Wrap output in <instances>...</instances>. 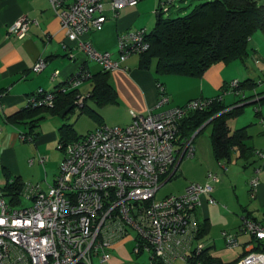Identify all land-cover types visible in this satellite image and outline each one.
Wrapping results in <instances>:
<instances>
[{
	"label": "built area",
	"instance_id": "2783aa9c",
	"mask_svg": "<svg viewBox=\"0 0 264 264\" xmlns=\"http://www.w3.org/2000/svg\"><path fill=\"white\" fill-rule=\"evenodd\" d=\"M175 0H160L159 11H167ZM66 38L105 71L112 72L133 54L148 51L145 28L127 30L118 35V55L98 52L84 36L100 30L119 9L133 6L137 0H73L63 7L50 0ZM35 20L25 16L7 27L9 33L24 37ZM71 55V54H70ZM72 56V55H71ZM44 60L37 61L40 72ZM87 76L83 70L55 91L38 89L28 98L32 107H54L58 94L76 88ZM237 82L231 83V88ZM161 92L157 113H132L125 126L101 125L76 140L58 147L63 158L54 183L46 190L24 185L27 205H11L0 192V264H108L111 250L119 240H135L133 251L148 252V264H221L204 262V244L197 239L198 225L193 212L200 196L209 197L216 175L207 174L204 184L189 183L183 193L157 197V191L178 157L194 155L193 135L178 143V124L189 113L204 110L221 100H190L183 106L168 107L169 98ZM237 93V91H235ZM79 96L75 108L84 102ZM264 129V117L259 118ZM20 139L26 140L24 135ZM264 158V151L256 152ZM46 157L39 156L44 162ZM255 184V179L250 181ZM242 225L259 242L258 250H248L231 264H264V226L242 218ZM136 231L133 237L129 230ZM235 247V238L228 240Z\"/></svg>",
	"mask_w": 264,
	"mask_h": 264
},
{
	"label": "crops",
	"instance_id": "0c3cea01",
	"mask_svg": "<svg viewBox=\"0 0 264 264\" xmlns=\"http://www.w3.org/2000/svg\"><path fill=\"white\" fill-rule=\"evenodd\" d=\"M58 1L63 7L73 2ZM159 5L160 0H137L135 5L119 9L116 17L107 19L100 30H91L84 39L89 40L98 52H109L117 58L119 33L140 28L151 32L158 13L165 12L159 11ZM153 11L155 16L150 17ZM22 16L35 22L30 25L28 33L19 38L9 33L7 27ZM39 60H44L45 66L40 72H34L32 66ZM140 61L141 54H133L110 72L108 83L115 90L116 99L98 103L90 97L95 87L91 76L103 69L66 38L50 0H0V187L13 178H18L23 185L38 186L40 190H46L54 183L63 158V151L58 145L61 139L64 140L62 133L67 137V131L62 128L72 125L75 134H85L77 132L72 122V116L79 111L60 115V111L65 109L63 102L60 111L34 108L25 113L22 120L14 121L9 117L25 109L28 98L38 89L55 91L81 70L87 76L69 92L77 98L83 96L87 108L98 116L95 119L83 113L94 124L88 132L101 125H128L132 122V113L146 115L159 112L162 108H156V103L161 95L160 86L169 98L168 107L183 106L190 100L222 96L215 102H222L227 106L225 110L242 107L241 115L245 106L264 102V79L261 78L264 75V35L259 31L252 34L248 41L246 59H236L227 64L214 63L200 77L158 74L155 58L143 67ZM246 79H250L253 88L240 90V82ZM233 81L237 82V86L231 88ZM228 93H233L235 97H227ZM254 111L257 121L249 120L248 124L239 127L245 128L248 135L245 144L249 153L238 157V152L234 150L230 161L217 160L212 149V125L207 123L204 128L210 127L209 141L197 137L203 128L193 138V157H178L163 184L171 180L172 183L164 195L158 196L181 194L189 183L204 184L208 181V173L216 175L217 180L212 183L213 191L209 196L214 202L210 203L206 195L200 196L193 217L199 228L197 239L209 252V247L215 248L216 245L232 252L241 247L239 254L230 258V262H218L221 264L233 263L249 249L258 250L259 242L243 228V217L264 226V158L256 155V152L264 151V129L258 121L260 116L264 117V106ZM239 115L228 119L230 130L237 128L232 129L229 120ZM256 124L258 127H253ZM20 135H24L26 140L20 139ZM55 144L54 153L51 147ZM35 152L39 155L49 153L48 158L37 162ZM39 162L46 163L48 170ZM198 166L200 170L191 169ZM252 179H255L254 185L250 184ZM22 193L23 189L20 201L14 206L22 205ZM200 231L203 233L199 234ZM230 237L235 238V247L227 245ZM122 241L114 243L112 250L117 249Z\"/></svg>",
	"mask_w": 264,
	"mask_h": 264
},
{
	"label": "trees",
	"instance_id": "16d2710c",
	"mask_svg": "<svg viewBox=\"0 0 264 264\" xmlns=\"http://www.w3.org/2000/svg\"><path fill=\"white\" fill-rule=\"evenodd\" d=\"M257 31L264 35V0H206L185 15L175 18H164L159 12L154 28L147 35L150 47L141 54L140 64L143 67L155 58V70L158 74L200 77L214 63L227 64L236 59H244L248 54V41ZM109 73L102 70L91 76L95 87L90 97L98 103L116 99L115 90L108 83ZM252 85L250 79H246L240 82L239 89L253 88ZM76 99L70 92L58 94L54 107L47 109L60 111L61 104L65 102L63 108L71 107L68 113L73 112ZM226 107L222 102H213L202 111L189 113L178 124L179 140L190 137L209 120L207 123L212 125V149L217 160L230 161L234 150L238 152V157L246 155L249 148L245 144L248 139L245 128L230 130L228 125V119L239 115L242 107L225 110ZM34 108L45 107L27 105L9 118L14 121L22 120L25 118L24 114ZM79 113L98 119L87 108L85 101ZM258 113L260 114L259 111ZM62 129L67 131V137L62 133V145L80 137L74 133L72 125H66ZM23 186L18 178H13L12 181L8 179L0 189L8 202L16 205L20 201ZM201 232L203 233L200 231L199 234ZM201 259L207 263L219 262L206 253Z\"/></svg>",
	"mask_w": 264,
	"mask_h": 264
},
{
	"label": "rangeland",
	"instance_id": "374dc122",
	"mask_svg": "<svg viewBox=\"0 0 264 264\" xmlns=\"http://www.w3.org/2000/svg\"><path fill=\"white\" fill-rule=\"evenodd\" d=\"M144 2H148L150 0H143ZM156 1L157 0H153ZM206 0H177L173 3V5H171L169 7L168 11L162 12V17L164 18H175L178 16H183L186 13H188L193 7H195L197 4H200L202 2H204ZM181 8V10H179ZM155 9V7H154ZM155 16V12L153 11V13H150V17ZM251 56V54H250ZM247 58V56L245 57V59ZM249 59V58H248ZM250 61L253 62L252 57H250ZM261 78L264 79V75H261ZM257 82V79H256ZM264 83V82H262ZM228 96H234L233 93H228L226 95ZM261 103V102H260ZM262 104V105H261ZM261 104H259V102H257V104L253 105H247L244 107V111L241 115H239L236 118H232L229 120V124L232 127V129L234 128H239L243 125H246L249 123V120H256L257 121V117H255L254 114V110L255 109H260L261 110V106H264V102H262ZM259 121V119H258ZM72 122H74V128L76 129L77 132L79 133H87L88 130H90L91 128H93L94 124L93 122L83 113H79V114H75L74 116H72ZM253 127H258V124L253 125ZM210 127H206L204 128V130H202L200 132V134L197 136L202 137L203 139L206 138L208 139L207 141H209V134H210ZM196 141V140H195ZM194 144V143H193ZM56 145V144H55ZM52 145L51 147V152H56V147L57 145ZM36 154V155H35ZM35 159L38 162L39 161V156L42 157H47V154L49 153H44L42 155H39V153L35 152ZM48 158V157H47ZM187 160V158L185 159ZM39 164L41 166H45L46 163H40ZM46 169L48 170L47 166H45ZM193 170H200V167H195V168H191ZM172 183L171 181L166 182L165 184H163L158 193H157V197L164 195L166 193V189L170 186V184ZM29 203V201L26 199V197H22L21 198V204L22 205H27ZM129 233L135 237L136 236V231L130 229ZM136 246V241L135 240H129V239H124L122 242H120V245H118L117 249H113L111 250L110 254H111V259L110 262L108 264H148L150 255L148 252H142L141 254H136L133 251V248ZM210 250V257H212L213 259L215 258L216 261H219L221 263H228L231 261L230 258H234L235 256H237L241 250V247H237L234 252L232 251H228L225 250L223 248V246H215V248L213 247H209ZM229 254L231 257H228ZM95 263H97V259H95ZM177 264H186L184 261L182 260H177Z\"/></svg>",
	"mask_w": 264,
	"mask_h": 264
},
{
	"label": "clouds",
	"instance_id": "9594fccd",
	"mask_svg": "<svg viewBox=\"0 0 264 264\" xmlns=\"http://www.w3.org/2000/svg\"><path fill=\"white\" fill-rule=\"evenodd\" d=\"M176 1V0H175ZM173 3V2H172ZM171 6V5H170ZM159 12V11H158ZM80 110V109H79ZM79 110H77L76 108H75V111H79ZM68 113V112H67ZM209 121V120H208ZM208 121H206V123L208 122ZM205 123V124H206ZM204 124V125H205ZM204 125H202L201 127H199L192 135H193V138L195 137V134L204 126ZM94 130V129H93ZM92 131V130H91ZM86 134V133H85ZM84 134V135H85ZM83 136V135H82ZM81 137V136H80ZM181 141H178V143H180ZM180 159V158H179ZM164 182H165V180H164ZM163 182V183H164ZM196 209V208H195ZM197 238H198V235H197ZM204 244V243H203ZM204 253H206L207 255H209L210 256V253H209V251H208V249H206V247H205V245H204V251H203V254H202V256L204 255ZM217 263V262H216Z\"/></svg>",
	"mask_w": 264,
	"mask_h": 264
},
{
	"label": "water",
	"instance_id": "95a60500",
	"mask_svg": "<svg viewBox=\"0 0 264 264\" xmlns=\"http://www.w3.org/2000/svg\"><path fill=\"white\" fill-rule=\"evenodd\" d=\"M245 104H248V103H245ZM70 109H71V107H67V108L63 109L62 111H60V115L64 116Z\"/></svg>",
	"mask_w": 264,
	"mask_h": 264
}]
</instances>
